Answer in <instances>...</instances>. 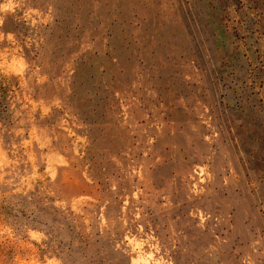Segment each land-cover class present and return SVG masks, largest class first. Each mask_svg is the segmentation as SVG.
<instances>
[{"label": "rangeland", "instance_id": "374dc122", "mask_svg": "<svg viewBox=\"0 0 264 264\" xmlns=\"http://www.w3.org/2000/svg\"><path fill=\"white\" fill-rule=\"evenodd\" d=\"M0 264H264V0H0Z\"/></svg>", "mask_w": 264, "mask_h": 264}]
</instances>
